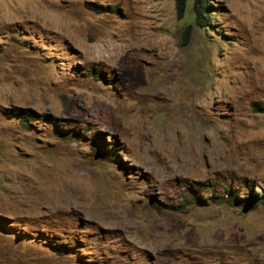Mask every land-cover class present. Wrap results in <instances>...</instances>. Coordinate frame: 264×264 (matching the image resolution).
I'll use <instances>...</instances> for the list:
<instances>
[{
    "label": "rangeland",
    "instance_id": "374dc122",
    "mask_svg": "<svg viewBox=\"0 0 264 264\" xmlns=\"http://www.w3.org/2000/svg\"><path fill=\"white\" fill-rule=\"evenodd\" d=\"M209 1L0 0V264H264V0Z\"/></svg>",
    "mask_w": 264,
    "mask_h": 264
},
{
    "label": "trees",
    "instance_id": "16d2710c",
    "mask_svg": "<svg viewBox=\"0 0 264 264\" xmlns=\"http://www.w3.org/2000/svg\"><path fill=\"white\" fill-rule=\"evenodd\" d=\"M176 1V10L178 13L179 18H183L187 9L188 0H175ZM194 6V15H195V21L200 24L201 26H210L209 16H210V1L209 0H194L193 2ZM191 26H189L185 31V36H189L191 33ZM264 108V107H263ZM254 109L258 111V106L254 105ZM13 114H15L13 112ZM18 116H21L22 123L24 125H28L30 119H34V115L32 111H23L18 110L16 112ZM229 193V192H228ZM228 198L235 200L236 196L232 194L231 192L228 194ZM249 206L252 204L251 200L246 199L245 200ZM262 201L264 202V196L262 197ZM252 206V205H251Z\"/></svg>",
    "mask_w": 264,
    "mask_h": 264
}]
</instances>
